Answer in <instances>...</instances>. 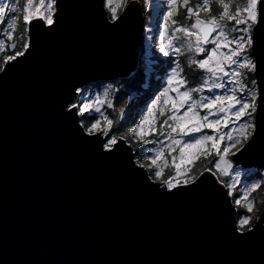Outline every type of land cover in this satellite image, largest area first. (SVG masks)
Masks as SVG:
<instances>
[{"label":"water","instance_id":"obj_1","mask_svg":"<svg viewBox=\"0 0 264 264\" xmlns=\"http://www.w3.org/2000/svg\"><path fill=\"white\" fill-rule=\"evenodd\" d=\"M255 27L264 40V10ZM145 28L140 1L113 23L105 0H57L53 24L33 19L29 48L0 71V264H264V208L238 231L214 172L169 190L126 139L107 151L110 135L69 110L80 89L137 71ZM260 57L264 45V100ZM255 123L233 161L264 170V105Z\"/></svg>","mask_w":264,"mask_h":264},{"label":"snow or ice","instance_id":"obj_2","mask_svg":"<svg viewBox=\"0 0 264 264\" xmlns=\"http://www.w3.org/2000/svg\"><path fill=\"white\" fill-rule=\"evenodd\" d=\"M147 2V0H145ZM180 0H168L167 3V15L172 18L174 11L177 10ZM213 0H199L194 7H188L189 0H182L183 6L186 8L187 18L191 19L195 16L194 22L188 26H180L175 28L171 38L168 39L167 44L163 43L168 37V23L164 24V34L159 35L158 39L161 41L160 52L165 56L171 53L166 48L171 47L175 53L181 52V47L173 44V40L180 39L175 33H183L184 37H195L196 48L198 53H204L209 51L202 45L209 43L214 47L210 50V55L203 60H191L190 64H196L200 69H205L207 72L215 78L213 80L209 91L214 89L223 90L222 94H213L210 97L200 96L198 100H193L192 93L199 92L202 89L193 88L187 89V80L180 74L182 69L177 71L173 70L170 77L167 79L171 91L177 93V98L169 96V92L165 90L162 96L166 99L165 104L171 103V115L163 121L164 125H167L170 132L167 134L166 147L169 153L176 151L179 148L178 156H172V166L174 168V175L163 183L169 190L174 189L181 185V181L178 179L181 175L191 170L195 166V161L202 155L204 158L212 155L213 152L218 159L216 160L214 167L225 176H231L233 164L228 159L229 154L236 155L237 152L242 151L244 146L248 144L251 137L256 132V113L264 105V100L261 99V91L256 87L255 78L252 79V87L243 83L247 79V75L244 71L246 69L250 73L257 72V58H256V46L264 45V40H261L259 36L254 39L253 32H259L260 29L256 28V25L261 24L262 10H264V4L262 0H245L243 7L237 6L235 11L230 13V4L225 0H216L218 6L222 8V11L218 16H210L207 20L202 19L201 12H211V5ZM17 0H0V22L4 20V14L7 11L9 13L8 22L4 29H0L6 35L7 41H13L14 33L17 28ZM127 0H105V7L111 14V21L114 23L118 16V8L126 6ZM11 4V7H10ZM34 0H26V4L23 8L22 20L24 24L23 32L30 30V25L33 19L43 20L47 25L51 26L54 22L53 17L56 12L57 0H38V3L33 7ZM115 4V6H113ZM178 14V12H177ZM222 21L232 22L235 24L231 31L239 32L237 36H229L225 31V25ZM173 25L178 21L172 20ZM243 25L244 27H239ZM213 34H216L215 36ZM23 39V35L19 37ZM234 45V47H233ZM29 42L23 44V50L14 51V54L3 55L2 61H0V71L4 70V66L10 62L15 61L18 57L23 56L25 51L29 48ZM189 49L192 48V43L188 44ZM17 43L12 42L6 46V40L0 39V53L7 52L9 49L15 50ZM227 48L228 53L220 54L219 50ZM225 61L228 68L231 71H226ZM260 69H264V59L259 58ZM235 66V67H233ZM222 74V76H221ZM223 77H229L227 81L223 80ZM220 81V82H217ZM204 84L207 85L208 81L205 80ZM184 87L185 90L180 89ZM240 93L239 95L237 93ZM244 93H247L246 95ZM99 100V98H97ZM160 104V97H156L154 102L151 103L150 108H146V115L140 121L138 127L133 130L134 134L139 136L144 143H152L144 139L145 136L151 135L154 131V125L156 122V113ZM111 106V105H109ZM76 109L78 115L85 120L91 119V116H85L86 112L91 113L93 110L96 113H100L99 118H96L91 122L90 126L86 128L88 135L100 133L103 136H108L109 131L113 126V121L108 116L101 113L100 106H96L94 109L92 105H85L83 107L77 104H71L69 110ZM198 109L206 110L204 115L200 114ZM183 110V111H182ZM160 115H164L163 109L160 111ZM215 117V118H210ZM106 121V126L101 127V121ZM173 121L169 124L168 121ZM223 125V128L228 131H219ZM230 125H234L230 127ZM83 126V125H82ZM147 126V128H146ZM204 129L213 130V134H200L204 132ZM219 132L217 135L216 133ZM172 133H176L180 136V139L172 137ZM200 134V135H197ZM163 135V133H161ZM185 137L187 139H185ZM118 140L113 134L104 143V147L107 151H112L116 146ZM163 143V142H161ZM221 145H223V151L221 152ZM239 145V147H237ZM232 149H236L235 152ZM145 151H153L154 155L149 157L150 167L155 166V176L160 178L162 176L163 167L158 163L161 159L164 160V164L168 161L164 157V148L152 149ZM187 161V163H185ZM184 163L185 167L181 168V164ZM143 167V165H141ZM212 171V169H207ZM188 180H183V184L187 185ZM239 183L238 175L232 179L227 185L229 188V195H233L237 184ZM261 187V183H252L250 187H246L240 197L236 198L234 203L241 205L244 208V212L241 214L238 220V231H243L246 227L250 232L252 231L251 222L253 216L249 215L254 213L255 201L249 199L252 192H255Z\"/></svg>","mask_w":264,"mask_h":264},{"label":"rangeland","instance_id":"obj_3","mask_svg":"<svg viewBox=\"0 0 264 264\" xmlns=\"http://www.w3.org/2000/svg\"><path fill=\"white\" fill-rule=\"evenodd\" d=\"M131 1H140L142 3L143 11H144L145 16H146L145 38H144V44L140 49L139 65H138L137 71L133 72L131 75L124 77V78H120V79H117L114 81H105L104 83H101V81H100V82L95 83L92 88H90L92 86L91 85V86L85 87L83 89H80L78 97H77L76 101L74 102V104H77L81 107H83L85 105H92L93 109L96 106H100L101 113L108 116V118L113 121V126H112V128L108 134L110 136L115 134L117 140L120 137L127 139L129 141L130 145L133 147L134 152L136 153V160L138 161V163L141 165H144L149 170L150 175L153 177L154 180H156L157 182H163L164 180H167L174 175V168L172 166V156H178L179 148H176V151L169 153L168 149L166 147L167 143H169V141L167 140V135H166L165 137H161V138L159 137V139L157 140L158 142L149 143V146L144 149V152L139 154L138 149L140 148V143H139L140 137L135 135L133 132V128L129 126V124H131V122H130L131 117H133L136 114V112H134V109H136L137 107L132 108V105H134L135 101H131V99H129V100H127L126 104H123V101L125 100V99H123L124 96L122 94L119 95L121 100H118V94L120 92H122L126 82L136 72H138V71L143 72L145 74V80H146L145 84L143 85V89L144 90L148 89V86L152 83V80H154L153 81L154 86L158 89L156 90V94L153 96V100H149L148 105L143 107V114H141V117H140L141 120L143 119V116L147 114L145 109L150 108L151 103L154 102L156 97H160V104L158 105L157 109L154 110L156 115H157V120H161L164 115L168 116V115L172 114L171 113L172 101L169 100L168 104H165L164 100L166 98L162 96V93L165 90H167L169 92L170 97L177 98V93L174 91H171L169 85L167 84V79L170 77V75L172 74V71L174 69L177 71H179L181 69L177 65H173L168 70L161 71V72L159 71L160 68L157 67L158 66V60L155 57L156 53H157L155 51V49H157L160 52L161 41L158 39V36L164 34V24H165V22H167L168 23V29H167L168 37H166V40L163 42V43L167 44V41L169 38L172 37L175 28L180 27V26H184V27L190 26L194 22L195 16H193L191 19L186 18V23L184 25H176V24L173 25L171 23L172 18H169L167 15L168 0H147V2H145V0H127L126 6H121L120 8H118V16L127 7V5ZM213 2H215L217 4L216 0H213ZM213 2L211 5V12L210 13H208V12H201L200 13V16L202 19L207 20L210 16H218L219 13L222 11V8L220 6H218V4L216 7L217 9L214 10ZM225 2L230 4L229 11H230V13H232L235 11L237 6L243 7L245 0H225ZM36 3H38V0H34L33 7L35 6ZM25 4H26V0H17L16 7H17L18 11H17L16 15H17L18 19H17V28H16V31L14 33L13 41H7L6 35L3 32H0V39L6 40V46L10 45L12 42L17 41V48L15 49V51L23 50V44L26 41L29 42V33L23 32L24 24H23V20H22V15H23V8H24ZM113 6H115V4ZM189 6L194 7L195 5L191 4V2L189 0L188 7ZM10 7H11V4H10ZM180 8H185L183 6L182 0H180V2L178 3L177 10L174 11L173 16L175 14H177V12H180ZM8 16H9V13L6 11L4 14L3 22H0V29H4L5 25L8 22ZM109 16L111 18L110 13H109ZM53 20H54V17H53ZM221 23L225 25V31L228 33V35L230 37L231 36H237L240 34L239 32L231 31L232 27L235 24L234 21H232V22L222 21ZM239 27L242 28L244 26L240 25ZM21 34L23 35V39H19ZM175 35L177 37H180V39L173 40V44L181 47V52L175 53L171 47H168V48H166V50H168L171 53L170 55H172V54L181 55L185 51L187 52V54L189 56L193 55L190 53V51H187L189 49L188 44H189V42H191L192 48L189 50L194 52V58L199 61V60H203V59L207 58V56L210 55V50L214 47V45L211 43H209L207 45H202L203 47H205L209 51H206L204 53H198L195 51V48H196L195 37L186 38V37H184L183 33H175ZM215 35L216 34H214V36ZM233 47H234V45H233ZM160 53L164 57H166L162 52H160ZM219 53L220 54L228 53V49L222 48L219 50ZM1 54L2 53H0V55ZM11 54H14V52H11L10 55ZM170 55H168V56H170ZM225 67H226V71L232 70L231 68H228L226 61H225ZM233 67H235V66H233ZM157 69H159V70H157ZM202 70L204 72L203 73L204 74L203 80L200 83H198V85L196 87H193V85H194L193 83L191 85L190 83L187 82V85H186L187 89H193V88L202 89L199 92H193L192 93L193 100H198L200 98V96L210 97L214 93L215 94H222V92H223V90H220V89H214L213 91H209V88L211 87L212 82H213V80H215V78L211 75V73L207 72L205 69H202ZM241 71H244L247 75V79L244 80L243 83L248 84L249 87H252L251 82H252V79L255 78V74L248 72L246 69L241 70ZM180 74L185 78L183 72H181ZM221 76H222V74H221ZM228 79H229V77H223V80H225V81H227ZM205 80L208 81L207 85L204 84ZM255 80H256V78H255ZM159 81H161V83H159ZM217 82H220V81H217ZM256 87H258L257 82H256ZM180 90L184 91L185 88L182 87ZM237 94L239 95L240 93L238 92ZM244 94L246 95L247 93H244ZM97 98H99V100H97ZM146 100H147V98H145V101ZM109 105H111V106H109ZM110 109L112 110L114 115H112V113H109ZM161 109H163L164 115H160ZM198 110L200 111L201 115H204L206 112V110H202V109H198ZM84 115L85 116H91V119H89V120H85L83 117L80 116L81 117V123L86 129L87 127L90 126L91 122H93L96 118H99L100 113H96L93 110L91 113L86 112ZM210 118H215V117H210ZM155 119H156V117H155ZM168 123L172 124L173 121L169 120ZM105 126H106V121L102 120L101 121V127H105ZM156 126L157 125L155 123V125H154L155 131L154 132L157 131ZM165 126H167V125H165ZM232 126H234V125H230V127H232ZM146 128H147V126H146ZM219 131L226 132V131H228V129L223 128V125H221V128L219 129ZM169 132H170V129L168 127V133ZM200 134H213V130L204 129V132L200 133ZM200 134H197V135H200ZM216 134L218 135L219 132H217ZM172 137L176 138V139L181 138L176 133H172ZM185 139H187V138L185 137ZM161 142H163V143H161ZM146 144L147 143H145V145ZM161 147L164 148V157L167 159L168 163L164 164L163 159L158 161V163L161 164V166L163 167L164 170L162 172V176L160 178H157L155 176L156 168H155V166H151V167L149 166L150 161L148 159L149 157L154 155V152L153 151H145V150L146 149L147 150L160 149ZM237 147H239V145H237ZM222 151H223V145H221V152ZM232 151L235 152L236 149H232ZM202 158H204L203 155L195 161V166ZM205 159H207V161L204 164L205 165L204 168H202L203 165H198L197 170L194 171V167H195L194 166L191 168L190 171H188V172L184 173L183 175H181L180 177H178V179L181 181L180 186L184 185L182 182L185 179H187L189 181L187 185L193 183L207 169H212V172L215 173V175L218 177V180L222 184H224L226 187L232 181V179H234L238 175L239 183L237 184V187H236L234 194L231 195L233 197V200L235 201L236 198L241 196V194L243 193V191L245 190L246 187H250L252 183H261V187L259 189H257L255 192H252L251 196L249 197V199H252L255 201L254 213L249 214V215H252L254 217L252 222H251V225H250L251 227H253L254 221L257 220L260 212L262 211V207L264 205V170H259L257 168H247V167H243L241 165H237L233 161V155H231V153H230L228 159H230L232 164H233V169L231 170L233 174L231 176H225L220 172V170H218L214 167V164H215L216 160L218 159V157L215 156L214 152L212 155L207 156V158H205ZM185 163H187V161ZM169 165H171L172 167L168 170ZM184 167H185V164L182 163L181 164L182 170ZM166 168H167V170H166ZM198 170H200V172H198ZM165 171L168 172L167 175L164 174ZM227 189L229 190L228 187H227ZM236 206H237V209L238 208L241 209V212L240 213L238 212V220H239L241 217V214L244 212V208L241 205H236ZM246 230H247V227L243 231H246Z\"/></svg>","mask_w":264,"mask_h":264},{"label":"trees","instance_id":"obj_4","mask_svg":"<svg viewBox=\"0 0 264 264\" xmlns=\"http://www.w3.org/2000/svg\"><path fill=\"white\" fill-rule=\"evenodd\" d=\"M191 4L196 5L199 0H190ZM142 4V3H141ZM213 8L214 10L217 9V4L215 2H213ZM208 15V14H207ZM187 16V12H186V8H180V12H178V14H175L172 17V20H176L178 21V23L176 25H184L186 23V17ZM206 16V15H205ZM171 20V21H172ZM156 53V58L158 60V68H160V72L161 71H165L170 69L171 66L173 65H177L180 69H182V72L187 80L188 83H190L192 85V83L194 84L193 87H196L198 85V83H200L203 80V70L200 69L196 64H190L191 60H196L194 58V52H192L191 50H187L190 51L191 56H189L187 54V52L185 51L184 53H182L181 55L177 54V55H170V56H166L164 57L157 49H155ZM11 51L8 50L7 52H4L0 55V61H2L3 55H10ZM159 70V69H157ZM154 80H152V83L148 86V89H143V85L145 84L146 80H145V74L143 72H136L125 84L122 92H120L118 94V100H121V98L119 97V95H123L125 99L123 101V104L127 103V100L131 99V101H135L134 105H132V108L137 107L136 109H134V112H136V114L131 117L130 122L131 124H129L130 127L134 129L137 128V126L139 125V122L141 121V114H143V107L148 105V101L149 100H153V96L156 94V90L158 88H156L154 86ZM105 81H101V83H104ZM159 83H161V81H159ZM94 85V84H93ZM93 85L90 87L92 88ZM145 98H147V100L145 101ZM141 104V105H140ZM109 113H112V115H114V113L112 112V110H109ZM116 116V115H115ZM167 118L166 115L163 116V118L161 120H157V115H156V128L157 131L153 132L151 135L145 136L144 139L149 140V141H153V142H158L157 140L159 139V137H165L168 134V126H163L161 127V125L163 124V121ZM120 120V119H119ZM118 123V122H117ZM161 133H164L163 135H161ZM127 140V139H126ZM127 142L129 143V141L127 140ZM140 148L138 149L139 154L144 152V149L147 148L149 146V143H147L145 145V143L143 142V140L140 138ZM130 144V143H129ZM207 159L202 158L194 167V171L197 170L198 165H203L202 168L205 167V163H206ZM172 166L169 165L168 170L171 168ZM201 168V169H202ZM167 170V168H166ZM198 172H200V170H198ZM167 171H165V175H167ZM264 205L262 207V211H263ZM262 211L260 212L257 220L259 219ZM238 212H241V209L238 208ZM256 220V221H257ZM254 221V224L255 222Z\"/></svg>","mask_w":264,"mask_h":264},{"label":"bare ground","instance_id":"obj_5","mask_svg":"<svg viewBox=\"0 0 264 264\" xmlns=\"http://www.w3.org/2000/svg\"><path fill=\"white\" fill-rule=\"evenodd\" d=\"M216 179H217V181L220 183V184H222L219 180H218V177L216 176ZM222 185H224V184H222ZM225 186V185H224Z\"/></svg>","mask_w":264,"mask_h":264},{"label":"flooded vegetation","instance_id":"obj_6","mask_svg":"<svg viewBox=\"0 0 264 264\" xmlns=\"http://www.w3.org/2000/svg\"><path fill=\"white\" fill-rule=\"evenodd\" d=\"M160 70H161V69H160ZM160 70H159V71H160Z\"/></svg>","mask_w":264,"mask_h":264}]
</instances>
